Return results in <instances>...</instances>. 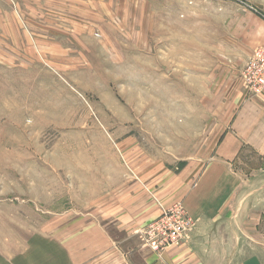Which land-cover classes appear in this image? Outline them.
Returning <instances> with one entry per match:
<instances>
[{
	"label": "rangeland",
	"instance_id": "1",
	"mask_svg": "<svg viewBox=\"0 0 264 264\" xmlns=\"http://www.w3.org/2000/svg\"><path fill=\"white\" fill-rule=\"evenodd\" d=\"M263 46L264 0H0V264H68L134 158L185 154L198 66Z\"/></svg>",
	"mask_w": 264,
	"mask_h": 264
},
{
	"label": "crops",
	"instance_id": "2",
	"mask_svg": "<svg viewBox=\"0 0 264 264\" xmlns=\"http://www.w3.org/2000/svg\"><path fill=\"white\" fill-rule=\"evenodd\" d=\"M230 57L229 66L215 56L196 69L192 80L197 89L191 91L204 110L185 154L174 166L157 165L154 172L134 158L133 177L113 183L100 198L104 212L96 216L94 234L83 229L77 245L72 240L60 245L57 255L63 261L89 264L97 257V264H264V92L245 90L239 73L246 61L234 53ZM125 151L130 158L131 149ZM175 203L186 208L192 227L179 244L159 255L135 232ZM41 262L34 258V264ZM49 262L57 264L56 256Z\"/></svg>",
	"mask_w": 264,
	"mask_h": 264
},
{
	"label": "built area",
	"instance_id": "3",
	"mask_svg": "<svg viewBox=\"0 0 264 264\" xmlns=\"http://www.w3.org/2000/svg\"><path fill=\"white\" fill-rule=\"evenodd\" d=\"M245 89L249 93L264 92V46L249 56L242 74ZM192 222L183 204L175 203L165 208L162 214L142 230V238L154 252L163 254L169 247L179 244L191 229Z\"/></svg>",
	"mask_w": 264,
	"mask_h": 264
}]
</instances>
